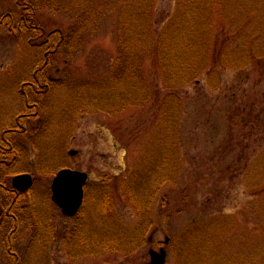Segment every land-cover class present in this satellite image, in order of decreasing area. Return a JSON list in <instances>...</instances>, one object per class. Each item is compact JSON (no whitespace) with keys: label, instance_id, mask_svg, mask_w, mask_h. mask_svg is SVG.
Here are the masks:
<instances>
[{"label":"rangeland","instance_id":"1","mask_svg":"<svg viewBox=\"0 0 264 264\" xmlns=\"http://www.w3.org/2000/svg\"><path fill=\"white\" fill-rule=\"evenodd\" d=\"M141 1L32 0L46 30L60 28L65 35L42 75L53 78V87L31 120L46 128L36 145L51 157L56 174L72 169L90 181L80 214L66 217L52 201L55 176L39 174V153L25 142L29 158L22 168L28 173L13 169L10 179L31 174L36 180L33 209L17 212L24 222L16 242L21 264H149L150 252L161 249L166 264H264V0H156L150 11L156 36L173 24L178 41L200 37L191 66L173 81L175 88L186 86L192 66L198 79L176 92L172 70L166 75L156 66V49L120 44L131 21H144ZM10 12H17V0H0V16ZM33 35L0 27V134L16 127L25 108L20 86L35 78L58 42L54 35L47 49L37 48L29 42ZM174 93L183 117L181 168L172 184V125L160 120V106ZM86 96L97 105L78 111ZM158 158L164 161L155 173ZM135 172L142 183L136 196H154L151 216L139 214L125 196V180ZM105 184L113 189V223L104 222L98 199L89 196L88 189ZM80 216L86 228L116 235L121 249L93 255L87 236L68 248ZM8 260L0 241V264Z\"/></svg>","mask_w":264,"mask_h":264},{"label":"trees","instance_id":"2","mask_svg":"<svg viewBox=\"0 0 264 264\" xmlns=\"http://www.w3.org/2000/svg\"><path fill=\"white\" fill-rule=\"evenodd\" d=\"M155 2L156 0L141 1L139 16L140 20L144 17V21H141V23L138 22L139 26L137 25L136 21H131V23L128 25L129 34L123 37L120 44L123 49L135 46L144 47L145 49H156V66L159 65L160 69H162L166 75L168 74L169 70H172V91H180L181 89L194 83L198 79V77L195 76L196 72L193 70L194 67L192 66L193 69L186 76L187 78L182 75V78H185V80H187V83L185 84L186 86L175 88V86L178 84L174 83L173 81L175 76H181V68H189L191 66L190 63L192 62V58L190 57L193 56L195 50L201 49L200 37H195L197 33H194L192 40H190L188 43L181 40V38L180 41H178L176 36L177 30L174 31L175 26L173 24L172 26H167L163 30V32L156 36L153 32V26H151L150 13ZM1 26H7L10 32L15 35H19L23 32H32L34 35L29 39V42L32 46H35L37 48L47 49V47H49L51 44V39L53 38V36L55 35V37H58V42L54 43L55 46H51L50 48H48L47 53H45L46 60L36 69V73L34 76L35 78L28 83L21 84L20 86V91L22 94L23 102L25 103V108L23 110V113L17 117L15 123L16 127L6 126L4 131L0 134V194L1 196L3 194L6 195L7 198V196L9 195V190L11 189L10 179L13 176L12 170L15 169L17 171V174L28 173L27 170L24 171L22 168L26 160L29 158V150L25 145L26 141L31 142V146L33 147V149L39 153L38 160L36 162L39 167V174L44 177L55 176L56 174L57 170L53 166L51 157L42 155V152H39L41 151L40 144L37 143L38 145H36V141H38L37 138L45 136L44 130H46V128L44 127V125H42L43 122H40L38 124L41 126V128L33 127L31 125V120L38 119L40 113L42 112L41 103L43 100H46L48 92L50 91L51 87H53L51 85V81L53 80V78H46V76L42 77V75H44L43 72H45L49 68L51 56L57 55V53L60 51L59 49L65 40V35L63 30L60 28H54L50 31L46 30V24L44 25L38 17L37 10L32 0H17V12H10L3 17L0 16V27ZM192 48L195 50L192 51ZM120 54L125 61L124 54ZM121 57L117 58V62L120 61ZM144 82L146 83V80H144ZM175 94L176 93L172 94V98H166L160 106L161 111H163V114L160 116V120H163V124L172 125V184H175L176 180L178 179L179 171L181 168L179 148L181 146L180 125L182 123L183 117L181 99ZM149 97V93L144 94V98L141 103L142 106L149 103ZM91 99L92 96H86L84 99H82L81 106H79L78 104L77 110L83 111L88 107L92 108L93 106H96L97 104H93V100ZM32 139H34L33 141H36L33 142ZM60 151L62 154L66 155L64 147ZM155 160L156 159L153 158L154 162ZM163 161V158L157 159L158 163H156V165L154 166L155 173L159 172V166L163 165ZM150 172L154 173L153 168L150 169ZM139 177L141 178V174L138 175L137 172L132 173L129 180H125L128 182V184L123 187L127 188V194L124 191H122L121 193H125V196L130 199V202L137 208L139 214L144 215V217L145 215L151 216L154 196L149 197V199L146 195L142 197L136 196V194L138 195V192H140L138 191V187H141L139 186L141 183ZM145 182V186H147L149 181L146 180ZM167 182V180H161L160 183L166 184ZM88 190H90L89 196L92 195L94 201L96 198L98 199L97 204H100L98 210L101 212L104 222L113 223L115 221L111 216L114 208L113 189H111L109 185L105 184L96 189L90 188ZM30 194L31 192L26 194H20L16 192L14 202L11 204L8 202L5 205L4 215L8 217L10 209L14 204L16 214V242L18 240L21 227L24 224L23 218L19 214H17V212L23 210L26 211V213H29V211L33 209V200L32 198H30ZM120 198H123V195H121ZM48 200H51L50 196ZM49 202L50 201H48V203ZM32 220L33 224L36 225L37 228L41 227V220L39 219L38 215H33V219H31V221ZM76 221L78 222L75 223L73 229L71 230V234L66 239V246L68 248H70V245L75 246V243H77L78 241L81 242L82 240L86 239L84 237L87 236L89 238L87 239V241H90V239L92 240L91 253L93 255H111L112 252H116L121 249L118 246L119 242L116 235L100 232L99 230H91L89 227L86 228V225L88 223L87 218H85L84 216L78 217ZM193 230L195 229H192L188 232H192ZM52 231L53 227L50 226V235H52ZM91 231H93V234H91ZM38 236L39 234L35 235L34 240H37ZM4 242L7 243L4 245V249L6 251L7 257L9 258L8 264H21L22 257L17 248V245L13 246L12 243L10 244L9 237H6ZM50 242V238H46V244L49 245ZM68 256L70 259H74L73 257H77L74 254L69 253Z\"/></svg>","mask_w":264,"mask_h":264},{"label":"water","instance_id":"3","mask_svg":"<svg viewBox=\"0 0 264 264\" xmlns=\"http://www.w3.org/2000/svg\"><path fill=\"white\" fill-rule=\"evenodd\" d=\"M76 155V152H72ZM89 176L86 173L65 169L60 171L52 185L53 201L67 217H76L84 204L85 186ZM34 180L31 175L24 174L12 180V186L20 193H26L32 189ZM151 262L149 264H166L167 252H150Z\"/></svg>","mask_w":264,"mask_h":264},{"label":"flooded vegetation","instance_id":"4","mask_svg":"<svg viewBox=\"0 0 264 264\" xmlns=\"http://www.w3.org/2000/svg\"><path fill=\"white\" fill-rule=\"evenodd\" d=\"M14 131V130H10ZM16 190L13 188L11 184V189L9 190V195L6 198V195L0 194L1 200H0V241H1V246L4 247L5 243V238L9 237V243L13 246L16 245V228H15V209H14V204L12 205V208L10 209V212L8 214V217L4 215V209L5 205L9 202L10 204L14 202L15 200V195H16Z\"/></svg>","mask_w":264,"mask_h":264}]
</instances>
